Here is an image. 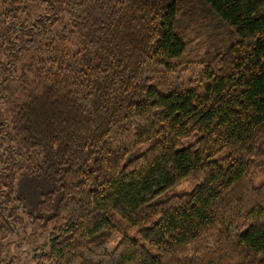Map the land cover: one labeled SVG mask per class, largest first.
I'll list each match as a JSON object with an SVG mask.
<instances>
[{
  "label": "trees",
  "instance_id": "obj_1",
  "mask_svg": "<svg viewBox=\"0 0 264 264\" xmlns=\"http://www.w3.org/2000/svg\"><path fill=\"white\" fill-rule=\"evenodd\" d=\"M258 160L264 0H0V264H264Z\"/></svg>",
  "mask_w": 264,
  "mask_h": 264
},
{
  "label": "rangeland",
  "instance_id": "obj_2",
  "mask_svg": "<svg viewBox=\"0 0 264 264\" xmlns=\"http://www.w3.org/2000/svg\"><path fill=\"white\" fill-rule=\"evenodd\" d=\"M31 18L33 20L36 19V17L33 14H31ZM64 25H65V21L62 20L61 22L54 24L52 27H49L48 30H50L52 34H55L60 29V27H63ZM46 29L47 26L45 27L42 33L38 34L37 36H32L31 38H27L32 40V44H31L32 47L34 46L36 48L43 45L42 39L44 33L46 34ZM189 35H190V44L188 49V55L186 56V60L189 61L190 63L189 66H187L189 67L188 69L193 68V66H191V63L195 61L196 53L201 52L205 46L209 44H216L219 42L221 43L226 42V33L224 29L218 26V24H215L214 22L205 23L199 27L194 28ZM21 44L19 42V45ZM15 48L9 47V51L13 52ZM34 51H35L34 48L26 49L25 51L22 50L19 54L16 53L11 57V62L18 65L16 70L17 76H20L22 67L24 66L23 69H25V66L29 64L30 60L35 56ZM187 76L188 74L182 75V80L183 81L186 80ZM18 89L19 87H17V90ZM11 98L13 97L11 96ZM8 116L9 115H6V117ZM201 183H202V178H198L197 180L184 181L178 184L177 186H175L173 189H171L166 194L165 197L189 194ZM263 184H264V161L258 160L255 161V172L252 177V185L254 187H259ZM127 235L131 238L137 239V236L131 231L127 232ZM120 239L121 236H117L111 242L109 246V250H113L116 244L120 241ZM47 241H48L47 235H43L40 239H38L35 242H24L21 243L19 247L18 246L13 247L11 252L20 257L19 264H36L34 255L38 254L40 247H44V250L47 249ZM147 249L152 255L157 254L156 249L153 248H147Z\"/></svg>",
  "mask_w": 264,
  "mask_h": 264
}]
</instances>
